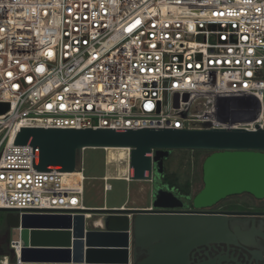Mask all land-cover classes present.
<instances>
[{
    "label": "built area",
    "instance_id": "obj_1",
    "mask_svg": "<svg viewBox=\"0 0 264 264\" xmlns=\"http://www.w3.org/2000/svg\"><path fill=\"white\" fill-rule=\"evenodd\" d=\"M0 104V209L74 216L83 163L37 171L21 127L264 130V0H0Z\"/></svg>",
    "mask_w": 264,
    "mask_h": 264
},
{
    "label": "water",
    "instance_id": "obj_2",
    "mask_svg": "<svg viewBox=\"0 0 264 264\" xmlns=\"http://www.w3.org/2000/svg\"><path fill=\"white\" fill-rule=\"evenodd\" d=\"M8 110V104H0V114ZM255 127V131L21 127L15 144L33 147L37 171L61 173L75 172L86 150L130 149L132 181H153L154 172L162 175L164 160L173 151L213 152L204 163V188L193 199V205L202 208L235 195L264 198V130ZM153 199L154 210L87 208L74 216L22 217L17 211L0 212L7 213L9 228H20L16 238H21L24 264H191L195 249L237 241V216L245 213L167 211L183 205L169 187L156 189ZM87 214L99 215L98 228H88Z\"/></svg>",
    "mask_w": 264,
    "mask_h": 264
},
{
    "label": "rangeland",
    "instance_id": "obj_3",
    "mask_svg": "<svg viewBox=\"0 0 264 264\" xmlns=\"http://www.w3.org/2000/svg\"><path fill=\"white\" fill-rule=\"evenodd\" d=\"M202 151H173L171 160L169 161V172L176 175L180 182H189L191 185L190 194L196 195L203 188V172L202 164L203 159L200 156ZM102 150H86L84 152L81 163H83L84 175L87 178L84 182L85 187V207L87 208H130V209H149L153 204V193L157 185L161 181V177L153 174V181H125V180H113L110 183L113 186V190L105 192L103 178L107 175L124 177L128 175V156L126 154L127 162H118L116 158ZM117 157V155H116ZM194 163V164H193ZM79 164V165H80ZM126 175H121V168H126ZM183 194H186L188 187L183 186L180 188ZM238 200L234 198L228 202H224L221 205H228ZM6 212H0V225L6 218ZM99 215L92 214L91 218L87 221L88 228H98L97 219ZM9 233L16 229L9 228ZM18 238V236H17ZM13 239H16L13 237ZM12 239V240H13ZM10 249L11 243H10ZM8 250L7 253H10ZM7 256L3 254L0 260Z\"/></svg>",
    "mask_w": 264,
    "mask_h": 264
},
{
    "label": "flooded vegetation",
    "instance_id": "obj_4",
    "mask_svg": "<svg viewBox=\"0 0 264 264\" xmlns=\"http://www.w3.org/2000/svg\"><path fill=\"white\" fill-rule=\"evenodd\" d=\"M212 154L213 152L200 154L203 159V188L204 163ZM172 155L173 152L169 158L164 160V173L158 176L161 177V181L157 185L156 189H166V187H169V190H173L174 194L182 200L183 205L179 208L165 210L245 213L237 216L239 233H237V241L235 243L201 246L193 251L191 264H209L212 262H215V264H264V198L257 199L250 194L235 195L227 197L213 206L196 208L193 205V199L197 194H183L180 188L169 186V182L166 178L174 175L169 172L168 169L169 161L171 160ZM234 198H237L238 200L234 201L232 204L221 205L222 203L228 202ZM149 209H153V204ZM2 222V225H0V257L7 253L8 250H11L10 243L12 242L13 237L16 238V234L18 233V231L13 233L14 231L12 230L9 235H7L10 229L7 225L6 218ZM141 257L143 258L144 255Z\"/></svg>",
    "mask_w": 264,
    "mask_h": 264
},
{
    "label": "bare ground",
    "instance_id": "obj_5",
    "mask_svg": "<svg viewBox=\"0 0 264 264\" xmlns=\"http://www.w3.org/2000/svg\"><path fill=\"white\" fill-rule=\"evenodd\" d=\"M127 151L128 150L124 149V148H118V149L111 148V149H109L110 154L112 156H114L118 162H120V161L121 162H127V158H126ZM116 155H117V157H116ZM128 164H129V160H128ZM126 170H127V167L126 168H124V167L121 168V175L122 174L126 175V173H125V172H127ZM71 176L73 177L74 175H71ZM71 180H73V178ZM78 184L80 185V183H78ZM87 218H91V214H87ZM97 225H100L99 222H97Z\"/></svg>",
    "mask_w": 264,
    "mask_h": 264
},
{
    "label": "trees",
    "instance_id": "obj_6",
    "mask_svg": "<svg viewBox=\"0 0 264 264\" xmlns=\"http://www.w3.org/2000/svg\"><path fill=\"white\" fill-rule=\"evenodd\" d=\"M167 181L169 182V186H172V187H177V188H182L183 186H187L188 187V190L186 192V194H190V191H191V185L189 182H183L181 183L179 178L177 176H174V175H171V176H168L167 178ZM7 256H9L11 258L12 261H14L15 257H14V254L11 253H5Z\"/></svg>",
    "mask_w": 264,
    "mask_h": 264
}]
</instances>
